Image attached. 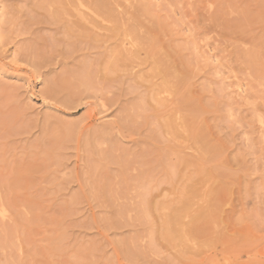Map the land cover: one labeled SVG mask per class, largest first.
I'll list each match as a JSON object with an SVG mask.
<instances>
[{
    "label": "rangeland",
    "instance_id": "obj_1",
    "mask_svg": "<svg viewBox=\"0 0 264 264\" xmlns=\"http://www.w3.org/2000/svg\"><path fill=\"white\" fill-rule=\"evenodd\" d=\"M47 1L0 0V264H264V0Z\"/></svg>",
    "mask_w": 264,
    "mask_h": 264
},
{
    "label": "bare ground",
    "instance_id": "obj_2",
    "mask_svg": "<svg viewBox=\"0 0 264 264\" xmlns=\"http://www.w3.org/2000/svg\"><path fill=\"white\" fill-rule=\"evenodd\" d=\"M48 1H50V0H48ZM48 1H47V3L46 4H48ZM53 1H57L60 5H61V9L59 10V12H57V14L59 13V15H57V18L59 19V20H56V17H53V19H55L56 20V22L57 23H60V22H63L62 21V19L61 18H65V19H71V18H74V21H73V24H74V22H75V19H79V21L80 20H86V18H87V16H86V12H84V9H87L88 11H89V14L91 15L92 13H90L93 9H97L98 11H99V13H100V15L101 16H99V17H101V18H103V19H109V18H112V17H114V11H113V9H111V7H110V4H112L111 3V0H109V3H108V1L107 0H99V1H97V3L95 2V0H53ZM58 3H57V5H58ZM54 4V3H53ZM49 5H50V2H49ZM114 6V5H113ZM41 8H42V6H40ZM53 7H55V6H53ZM58 9V8H57ZM56 9V7H55V10H57ZM53 10V9H52ZM115 11H117V9L115 10ZM51 12V11H50ZM53 13L55 12V11H52ZM88 13V12H87ZM94 13V12H93ZM98 14V13H97ZM118 15V14H117ZM52 19V20H53ZM120 20V19H119ZM118 20V21H119ZM35 21V20H34ZM65 21H67V20H65ZM64 21V22H65ZM76 21H78V20H76ZM78 21V22H79ZM122 21V20H121ZM53 22H54V20H53ZM64 22H63V26H64ZM86 22V21H85ZM116 22V21H115ZM52 23V22H51ZM70 23V22H69ZM82 23V22H81ZM54 24V23H53ZM52 24V25H53ZM56 24V23H55ZM62 24V23H61ZM65 24L67 25V23L65 22ZM71 24V23H70ZM73 24L71 25V27H70V29H72L73 31H74V29L72 28V26H73ZM82 24H84V26H85V23H82ZM120 24V23H119ZM118 24V25H119ZM66 25H65V27H66ZM76 25L78 26V25H80V24H77L76 23ZM57 26H58V24H57ZM74 26H75V24H74ZM76 26V27H77ZM81 26V25H80ZM87 26V25H86ZM116 26V25H115ZM60 27V26H59ZM68 27V26H67ZM69 27L67 28V29H69ZM75 27V30H77V31H75V33L77 34V37H75V38H78V35L80 34L81 35V37L83 36V34H81L80 33V31L78 30V28H76ZM79 27V26H78ZM82 27V26H81ZM117 27V26H116ZM61 29H64V27L62 28V27H60ZM80 28V27H79ZM81 29V28H80ZM66 30V29H65ZM71 30V31H72ZM68 31V30H67ZM79 31V34L77 33ZM113 31H114V33H116L115 32V30L113 29ZM65 33H69V31L68 32H65ZM134 33H135V31H134ZM85 34H86V32H85ZM69 35H71L70 33H69ZM72 36V35H71ZM85 36V35H84ZM90 36V35H89ZM116 36V35H115ZM74 36H72V38H73ZM80 37V36H79ZM86 37V36H85ZM121 37V36H120ZM148 37H150L149 35H148ZM74 38V39H75ZM83 38V37H82ZM91 38V37H90ZM90 38H89V40H90ZM86 40V39H85ZM91 40H92V38H91ZM144 40H147V39H144ZM141 41V40H140ZM148 41V40H147ZM81 42V41H80ZM144 42V41H143ZM77 43V42H76ZM74 45H75V43H74ZM140 46H142V45H140ZM144 47L146 46V44L145 45H143ZM42 47V46H41ZM77 47V46H76ZM122 47H123V45H122ZM33 47H30V50L29 51H32L31 49H32ZM39 48V47H38ZM37 48V49H38ZM71 48H73V46L71 47ZM124 48V47H123ZM123 48H119V49H122V51H123ZM40 49V48H39ZM42 49L44 50V48L42 47ZM72 50V49H71ZM75 51H76V49H75ZM149 51V50H148ZM152 52V51H151ZM28 53V52H27ZM123 53H124V51H123ZM156 53V52H155ZM119 54H120V52H119ZM151 54V53H150ZM40 55V54H39ZM42 55H44V54H41V56ZM156 55V54H155ZM36 56V55H35ZM40 56V57H41ZM144 56H146V55H144ZM143 56V59L145 58ZM125 57V56H124ZM147 57V56H146ZM48 59H49V57H47ZM47 58H45L44 57V59L45 60H47ZM142 58V57H141ZM41 59H42V57H41ZM50 59H51V57H50ZM122 59H123V56H122ZM126 59V58H125ZM120 60H121V58H120ZM42 61V60H41ZM48 61V60H47ZM159 61V60H158ZM44 62V61H43ZM49 62V61H48ZM124 62V61H123ZM122 62V63H123ZM47 63V62H46ZM160 63V62H159ZM118 64H119V62H118ZM78 66V65H77ZM85 66V65H84ZM84 66L82 67V72H83V69H84ZM109 66V65H108ZM78 68L79 67H77V70H78ZM86 68V67H85ZM89 68V67H88ZM87 68V69H88ZM107 68V67H106ZM155 68V67H154ZM105 69V68H104ZM158 69H156V71H157ZM160 70V69H159ZM158 70V71H159ZM85 71V70H84ZM106 71V70H105ZM104 71V72H105ZM108 71L110 72V70L108 69ZM88 72V71H87ZM89 72H90V70H89ZM76 73H78L77 71H76ZM86 73V72H85ZM84 73V74H85ZM106 73V72H105ZM169 73H171V72H169ZM73 75H74V73H72ZM71 74V75H72ZM69 75H70V72H69ZM79 75V74H78ZM77 75V76H78ZM87 75V77L85 78V79H79V82H78V84H80L81 85V87L82 88H84V92L83 93H85V89H87V88H89L91 85H92V81H91V75H90V77H88V74H86ZM164 75L165 74H163V79H164ZM75 76V75H74ZM166 76V75H165ZM177 76V75H176ZM83 77H85V75H83ZM94 77V76H93ZM107 77V76H106ZM68 78V77H67ZM78 78H80V76H78ZM82 78V77H81ZM166 78H168L167 76L165 77V80H166ZM173 78V77H172ZM178 78V77H177ZM71 78H68L67 79V82H70V81H68V80H70ZM75 79H76V76H75ZM93 79V78H92ZM107 79H108V77H107ZM61 80V79H60ZM65 80V79H64ZM94 80V79H93ZM176 80V79H175ZM72 81V80H71ZM76 81H78V80H76ZM108 81L109 82H111L110 81V79H108ZM172 81V80H171ZM73 82H75V81H73ZM166 82H167V85L166 86H170V81H167L166 80ZM166 82H164V83H166ZM172 82H174V81H172ZM163 83V84H164ZM71 83H69L68 85H70ZM162 84V85H163ZM169 84V85H168ZM174 84V83H173ZM53 85H55V84H53ZM74 86H75V84H73ZM165 85V84H164ZM66 86V85H65ZM72 86V85H71ZM79 86V85H78ZM57 87V86H56ZM163 87H165V86H163ZM168 87H166V90H168L167 88ZM173 87V86H172ZM67 88H69V86H67L66 87V90H64V91H66L67 92ZM65 89V88H64ZM73 88H71L70 90H72ZM78 88H76V90H77ZM170 89V88H169ZM171 89H173V88H171ZM56 90V89H55ZM54 90V91H55ZM62 90V89H61ZM61 90H60V93H62L61 92ZM83 90V89H82ZM93 90V89H92ZM57 91V90H56ZM72 91H74V90H72ZM78 91H79V89H78ZM65 92V93H66ZM71 92V91H70ZM69 92V93H70ZM87 92H89L88 90H87ZM91 92V91H90ZM89 92V93H90ZM57 94H58V92H57ZM66 94H68V93H66ZM53 95V94H52ZM61 95H63V94H61ZM55 96H60V94L59 95H55ZM57 97V98H58ZM184 99V98H183ZM182 99V100H183ZM190 101V100H189ZM185 105V104H184ZM187 105V104H186ZM184 107V106H183ZM191 116V115H190ZM128 117V116H127ZM130 117V116H129ZM128 117V118H129ZM186 117V116H185ZM188 117V116H187ZM188 119V118H187ZM128 121H129V119H127ZM132 122V121H131ZM185 122V121H184ZM193 122V121H192ZM191 122V123H192ZM178 125V124H177ZM168 126V125H167ZM182 126H183V124H182ZM169 127H171V128H173V125L172 124H170L169 125ZM180 128V127H179ZM177 129V131H178V128H176ZM176 129H175V131H176ZM182 129V128H181ZM181 129H179L180 131H181ZM193 129H195V127L193 128ZM186 130V129H185ZM190 130V129H189ZM188 130V132H190ZM177 131H176V133H177ZM180 131L178 132V134L180 133ZM183 131V130H182ZM195 132H196V130H195ZM175 133V132H174ZM175 133V134H176ZM193 135V134H192ZM197 137V136H196ZM198 139H199V136L197 137ZM196 138V139H197ZM114 150V149H113ZM112 150V152H114ZM210 150H211V148H210ZM214 151V150H213ZM212 151V152H213ZM116 152V151H115ZM114 152V153H115ZM210 152V151H209ZM211 152V153H212ZM112 154V153H111ZM110 155V154H109ZM113 156H115V154L113 155L112 154V156L111 157H113ZM117 155H116V158L115 159H117ZM114 158V157H113ZM113 158L112 159H110V157H109V159L110 160H113ZM122 158V157H121ZM120 158V159H121ZM120 159H118V160H116V161H120ZM165 159V158H164ZM114 161V160H113ZM122 161V160H121ZM125 161V160H124ZM160 161V160H159ZM162 161H163V159H162ZM110 162V161H109ZM117 162V163H118ZM153 162H156V161H153ZM184 162L185 161H183V163L182 164H184ZM112 163V162H111ZM114 163V162H113ZM116 163V162H115ZM121 163V162H120ZM120 163H118L119 165H121L122 163H123V161H122V163L120 164ZM151 163V162H150ZM104 164V163H103ZM117 164V165H118ZM153 164V163H152ZM97 165V164H96ZM96 167V166H95ZM94 167V168H95ZM98 168V167H97ZM98 170V169H97ZM92 172V171H91ZM93 173V172H92ZM95 173L97 174V171L95 170ZM98 173H99V170H98ZM94 174V173H93ZM100 174V173H99ZM95 175V174H94ZM109 175V174H108ZM107 175V176H108ZM24 177V176H23ZM99 177V176H98ZM22 178V177H21ZM104 178H106V176L104 177ZM104 178H102V180L104 179ZM111 178V177H110ZM104 180H106V179H104ZM16 181V180H15ZM24 181V180H23ZM18 183H19V185H18V187L19 186H21V179H19V181H17ZM17 182L15 183V186H17L16 184H17ZM105 182V181H104ZM107 183H108V181H106ZM107 183L105 184V185H107ZM22 184H24V182L22 183ZM109 184V183H108ZM194 184V183H193ZM193 184H191L192 186H189V188L190 189H188L187 188V186H185L184 188H187L186 190H188V192L186 191V192H184V194H183V199H182V202H183V200H185L184 202H183V204L175 211V214H171V216L170 217H166V219H167V221H166V223H165V235L169 238V239H171V240H173L174 242L175 241H177L178 243V245L179 244H181L182 245V242H183V244H185V240L186 239H188L187 237H188V235H189V230L188 229H186L185 228V226L183 225V220H184V218H183V216H182V213H184L185 214V212H186V210L188 209L189 211H190V208H191V205L189 204V202L191 201V197L193 196H196L197 194H193V195H189V199L187 198L188 196L186 195V194H190V192L189 191H192L191 190V187H195V189H196V186H194ZM14 185V184H13ZM102 185H103V182H102ZM195 185H197V184H195ZM14 186V189L16 188ZM23 186V185H22ZM109 186V185H108ZM183 188V189H184ZM101 189H104V188H101ZM105 189H106V187H105ZM107 189H108V187H107ZM106 189V192L107 191H109V189L107 190ZM185 191V190H184ZM193 191H195V190H193ZM193 191L191 192V193H193ZM183 192V191H182ZM108 194H110L109 192H107ZM197 193V192H196ZM103 195H104V193H103ZM186 196V198H187V200H186V198L184 199V197ZM209 196V195H208ZM188 200H189V202H188ZM194 200V199H193ZM195 203V202H194ZM193 203V204H194ZM195 205V204H194ZM183 207V208H182ZM181 209H182V211H181ZM199 209H200V207H199ZM184 210H185V212H184ZM174 211H172V212H174ZM177 211H180V213L179 212H177ZM188 211V212H189ZM146 212V211H145ZM205 211H200L196 216H194L193 218H192V216L190 217L191 219H192V225H195V223H198V222H200V221H206L207 220V217L205 216V213H204ZM143 213V212H142ZM186 215V216H185ZM184 216L185 217H187V213L185 214ZM144 216V215H143ZM216 216V215H215ZM147 217V216H146ZM145 217V218H146ZM166 219H164V220H166ZM145 220V219H144ZM216 220V219H215ZM191 221V220H190ZM190 221H189V223H190ZM148 222V221H147ZM187 224V223H186ZM187 228H188V224H187ZM192 231V230H191ZM189 232V233H188ZM197 232V231H196ZM200 233V232H199ZM196 234V233H195ZM191 235H192V233H191ZM163 236H164V234H163ZM212 242V241H211ZM213 244V243H212ZM88 256V255H87ZM83 258H85L84 256H83ZM82 259V258H81ZM86 260L88 261V258H86ZM86 260L85 261H83V262H86ZM90 261V260H89ZM92 262V261H91ZM77 264V263H76ZM79 264V263H78ZM91 264V263H90Z\"/></svg>",
    "mask_w": 264,
    "mask_h": 264
}]
</instances>
